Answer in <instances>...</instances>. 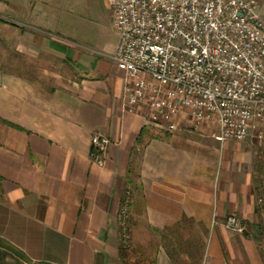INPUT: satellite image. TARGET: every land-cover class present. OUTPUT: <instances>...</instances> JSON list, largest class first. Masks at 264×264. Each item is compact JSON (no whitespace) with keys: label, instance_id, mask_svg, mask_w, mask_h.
<instances>
[{"label":"crops","instance_id":"0c3cea01","mask_svg":"<svg viewBox=\"0 0 264 264\" xmlns=\"http://www.w3.org/2000/svg\"><path fill=\"white\" fill-rule=\"evenodd\" d=\"M43 8L26 0L13 22L0 19V264H123L127 190L137 240L128 264H264V156L254 133L221 142L209 125L150 126L126 110L124 71L54 39L38 24ZM95 131L111 139L103 164L92 156ZM231 215L250 234L227 228ZM135 228L155 234V244L134 237ZM179 228L196 261L174 249ZM168 250L181 254L173 261Z\"/></svg>","mask_w":264,"mask_h":264},{"label":"built area","instance_id":"2783aa9c","mask_svg":"<svg viewBox=\"0 0 264 264\" xmlns=\"http://www.w3.org/2000/svg\"><path fill=\"white\" fill-rule=\"evenodd\" d=\"M117 43L106 55L125 73L126 110L170 133L182 120L209 125L221 142L254 133L264 141V16L260 0H104ZM92 156L103 164L111 139L95 131ZM131 191L119 214L130 243ZM227 228L243 233L235 215Z\"/></svg>","mask_w":264,"mask_h":264},{"label":"rangeland","instance_id":"374dc122","mask_svg":"<svg viewBox=\"0 0 264 264\" xmlns=\"http://www.w3.org/2000/svg\"><path fill=\"white\" fill-rule=\"evenodd\" d=\"M25 1L26 0H0V19L6 20L10 23L13 22L11 18H14L15 16L16 11L14 7L16 3ZM260 1V13L264 16V0ZM28 2L44 6L43 11L41 10L40 18L43 19L45 24H38H40L46 31H49L54 39L61 42L67 41L72 45H78L85 49H92L93 51L99 52L101 56L109 55L112 51V46L117 40V33L113 27L111 13L104 0H28ZM180 126L188 130L194 128L190 126L186 119L182 120ZM196 129H198V131L201 130L200 127H197ZM256 139L260 143L258 155L260 156V159H262L261 155L264 156L262 150L264 148V141L260 140L258 137H256ZM261 174L263 175L261 176ZM261 174H257L258 184H263L264 169H262ZM258 193L264 198V187L262 185L261 187L259 185ZM236 217L246 225V230L243 234L247 232L250 234L249 223L238 216ZM130 221L131 220H129V225ZM234 231L236 232V230ZM128 232L131 243L129 247L133 249V247H136L137 245V240L135 241V238L132 237L130 227ZM194 235V239L197 240L198 236L196 234ZM134 237L146 240L147 242L145 241V245H154L156 240L155 234L151 232L148 234L142 230L138 231L136 228L134 229ZM260 246L264 255V241H262V245ZM193 252L195 253V256H197L198 251L196 247L193 248ZM135 255H137V253ZM194 259L196 261L197 258L195 257Z\"/></svg>","mask_w":264,"mask_h":264},{"label":"trees","instance_id":"16d2710c","mask_svg":"<svg viewBox=\"0 0 264 264\" xmlns=\"http://www.w3.org/2000/svg\"><path fill=\"white\" fill-rule=\"evenodd\" d=\"M146 131H148V128H143L142 129V134H144ZM126 195V194H125ZM176 237V242H175V247L174 249H181L182 251H186L189 255V257L194 258L195 257V253L193 252V246L190 244V241H188V243H185L184 241H182V236L180 234V228L178 229V231L175 234ZM1 243L7 247L8 249L12 250L13 252L17 253L18 255H20L21 257H23L24 259L30 261V259L21 251L19 250L17 247H15L14 245H12L11 243H9L8 241L5 240H1ZM131 243L124 245L121 241H120V252H121V258L123 260V264H128V258L130 256V246ZM169 251V250H168ZM180 251V252H182ZM177 252V250L174 251V253ZM173 252L169 251V255L171 257V259L173 261L177 260V256L181 253H175L174 255Z\"/></svg>","mask_w":264,"mask_h":264}]
</instances>
